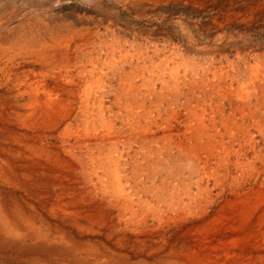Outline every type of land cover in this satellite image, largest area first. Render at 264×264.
<instances>
[{
  "label": "bare ground",
  "instance_id": "obj_1",
  "mask_svg": "<svg viewBox=\"0 0 264 264\" xmlns=\"http://www.w3.org/2000/svg\"><path fill=\"white\" fill-rule=\"evenodd\" d=\"M188 2L0 0V264H264V166L249 176L252 167L237 163L241 176L226 185L227 179L219 178L209 156L200 163L205 148L201 147L223 136L218 125L209 127L203 118L195 128L194 146L182 141L177 149L167 148L163 159V151L154 150L149 141L145 153H141L143 148L136 150L135 163H122L117 155L120 135L105 124L104 112L93 114L97 110L91 86L75 83L68 69L78 49H73L72 35L60 37L64 8L120 5L153 11L154 6L166 9ZM255 59L257 67L252 68L250 80L261 82L253 86L260 96L251 94L250 98L254 96L257 102L252 105L248 100L245 84L237 94L247 100L241 110L244 118L251 116L249 125L258 128L264 141V62ZM125 80L121 77L118 104L131 92ZM104 103L100 99L99 111ZM221 123L231 131L225 119ZM248 139L257 143L253 135ZM134 142L127 146L134 148ZM140 153L144 161L139 160ZM188 159L199 162L190 164ZM225 169L227 175L232 172L230 166ZM211 179L221 189L215 196L204 186Z\"/></svg>",
  "mask_w": 264,
  "mask_h": 264
},
{
  "label": "rangeland",
  "instance_id": "obj_2",
  "mask_svg": "<svg viewBox=\"0 0 264 264\" xmlns=\"http://www.w3.org/2000/svg\"><path fill=\"white\" fill-rule=\"evenodd\" d=\"M263 6L264 0H258L256 3L255 0H189V2L185 5L166 7V9L163 6H154L153 11L151 10L152 8H135L133 6L123 7L120 5H111V7L106 8L88 7V9L87 7H83L75 9L74 7H67L63 9L61 12L62 26L59 30L60 37L67 39L72 35V38L74 37L73 49H78L76 51V55H73L74 58L72 62H70L72 65L68 69L71 70V76H73L75 83L87 87L88 85L91 86L90 89L93 93L92 104L94 105L95 110H97V112L94 111L93 114L98 116L104 112L103 115L107 122L105 124L111 126L115 135H120L119 139L117 140L119 141L117 146V155H120L122 163L127 162L126 164L131 165L135 163L136 150L143 148L141 153H145V149L151 145L150 142H153V145L155 146L154 150L159 149V151H163V159L168 156L166 153L167 148L177 149L182 141L187 143V145L192 143L190 146H194L196 141L195 128L199 121L203 118V120H205L204 122H206L209 127L213 124L216 126L218 125L217 127L220 129L223 136H217L218 139L215 144L212 142V144H206L208 146L204 145L201 147L205 148L202 150L200 163L204 164V161L209 156L211 158L210 165L217 170L216 174L219 176V178L227 179L224 180L226 185H228V183L232 181L233 178L237 179L241 176L240 172H238V170L235 168L237 163H243L250 168L252 167V170L249 172V176L254 173L255 169L259 168V170H262L264 166V160L262 159L264 156V141L260 136L261 134L259 133L258 128L249 125V117L251 116L247 115V119L244 118L245 114L241 110L244 103H247V100L244 101L241 94L239 97L237 91L242 87V85L244 86L245 84L247 87H244L247 89V91H249L248 100H250L252 105L257 102L254 96H260L259 89H253V86L255 84L254 87H258V83L261 82L253 84L252 80L250 79L252 78V68L257 67V59L255 58H258V60L264 62V11L260 13L257 11V9H260V7L261 9L264 8ZM48 16H50V13ZM118 16L121 20L118 19ZM125 19H127V21ZM80 22H82V24ZM95 58L98 60L96 61ZM121 77L123 80L125 78V81L129 83L130 86H128L130 87L129 90H131V92H129L130 94L122 101H119L121 103L118 104L116 93L117 91L119 92L121 90L119 84L121 83ZM115 81H117V83H115ZM209 84L213 88H211ZM147 85L149 86L147 87ZM105 87L108 88L106 89ZM201 88L203 91L201 90V92H199ZM186 90L189 91L187 92ZM106 92H108V94ZM177 93H179V95H177ZM251 94L254 95L252 98H250ZM109 97L113 98L110 100ZM147 98L151 100L149 101ZM100 99H104L105 102L102 111L98 110ZM136 100H139L138 104L134 102ZM204 101L205 103H203ZM215 104L219 105L215 106ZM141 105L144 107V109ZM212 108H214V112ZM261 110H264V107H262ZM167 117L168 120L166 119ZM224 119L228 122L230 128H232L231 131L224 130V126L221 123V121ZM98 126L101 127V124ZM140 130L143 132H140ZM122 131L123 133H121ZM230 132L232 135L235 134L234 137L231 136ZM121 135L123 137H121ZM250 135H253L257 140L256 144H253L248 139V136ZM126 139L128 141H126ZM133 140H135L133 144L134 148H129L127 143ZM214 151L217 153L215 156L212 155ZM141 153L138 155L140 157L139 160L144 161L143 159L145 157ZM193 160L191 159L190 161V159H188L187 161L189 163L191 162L190 164L199 162L197 160ZM224 166H230V170L232 172L227 175V170ZM257 172H255V174ZM214 185L213 179L207 180L204 184L205 187L207 186V190L212 192L211 194L213 196L221 191L218 185ZM193 189L195 192L198 191V188L195 185Z\"/></svg>",
  "mask_w": 264,
  "mask_h": 264
}]
</instances>
